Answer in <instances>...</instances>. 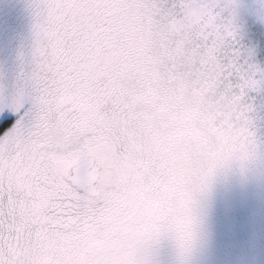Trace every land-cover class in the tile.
I'll return each mask as SVG.
<instances>
[{
    "label": "snow or ice",
    "instance_id": "1",
    "mask_svg": "<svg viewBox=\"0 0 264 264\" xmlns=\"http://www.w3.org/2000/svg\"><path fill=\"white\" fill-rule=\"evenodd\" d=\"M19 15L0 264H264V212L218 240L222 198L264 199V0H20L0 33Z\"/></svg>",
    "mask_w": 264,
    "mask_h": 264
},
{
    "label": "rangeland",
    "instance_id": "2",
    "mask_svg": "<svg viewBox=\"0 0 264 264\" xmlns=\"http://www.w3.org/2000/svg\"><path fill=\"white\" fill-rule=\"evenodd\" d=\"M17 1L20 2V0H17ZM6 2L7 0H0V10H1V5L4 6ZM21 17L23 16L21 15ZM26 34H27V23H26V20H24L23 24L21 25V31L19 35L17 36L14 50L16 46L19 44L20 39L26 36ZM6 41L7 39L2 35V33H0V57H1L2 52L7 53L6 59L1 58V62L3 61V63H1L0 66H2V68L5 71H7L9 75H11L14 70H11V72H9L8 68H9V65L11 64V61H12L11 55L12 53H14V51L13 52L11 50L9 51V49L6 47ZM241 203H244L247 206L256 230L257 231L260 230L259 221H260L261 213L264 212V199L261 198L260 193L254 188L249 191V193L247 194V197L245 198H241L239 192L234 190L230 201L225 200L224 198H222L220 201L221 214L218 216V225L220 226V234L218 236L219 241L222 242L223 240L224 226L228 221V217L223 214L224 210L229 205H231L232 207H236ZM229 258H230V253L228 251H222L218 255V259L221 261H226Z\"/></svg>",
    "mask_w": 264,
    "mask_h": 264
},
{
    "label": "flooded vegetation",
    "instance_id": "3",
    "mask_svg": "<svg viewBox=\"0 0 264 264\" xmlns=\"http://www.w3.org/2000/svg\"><path fill=\"white\" fill-rule=\"evenodd\" d=\"M11 3H19V1L17 0H7V2L4 4V6L1 5V10H3V8L5 7V5L7 4H11ZM24 18L21 17V15H19L15 21V27H14V32L11 38H7L5 37L3 34V36L7 39L6 41V47L9 49V51L11 50L12 52L14 51V46L16 44V40H17V36L19 35L20 31H21V25L24 22ZM7 53L2 52L1 53V57H0V64L3 63V61L1 62V58H5L6 59ZM11 64L9 65V72H11V70H14V53H12L11 55ZM0 69H3L2 66H0ZM4 70V69H3Z\"/></svg>",
    "mask_w": 264,
    "mask_h": 264
}]
</instances>
